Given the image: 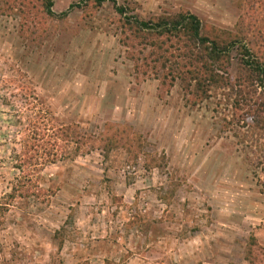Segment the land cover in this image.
Returning a JSON list of instances; mask_svg holds the SVG:
<instances>
[{
	"label": "rangeland",
	"instance_id": "rangeland-1",
	"mask_svg": "<svg viewBox=\"0 0 264 264\" xmlns=\"http://www.w3.org/2000/svg\"><path fill=\"white\" fill-rule=\"evenodd\" d=\"M51 2L0 0V264H264V0ZM189 14L222 57L131 23Z\"/></svg>",
	"mask_w": 264,
	"mask_h": 264
},
{
	"label": "trees",
	"instance_id": "trees-1",
	"mask_svg": "<svg viewBox=\"0 0 264 264\" xmlns=\"http://www.w3.org/2000/svg\"><path fill=\"white\" fill-rule=\"evenodd\" d=\"M48 2L46 10L47 14L51 15L52 11V2L51 0H46ZM97 3H101L103 0H94ZM117 13L118 14H123V9L122 8H117ZM252 11L254 9L252 8ZM256 12V11H255ZM254 12V13H255ZM65 14V13H62ZM133 25H135V28L140 31V32H147V33H153L157 35V37H162L164 38H170L169 36H174L176 38H186L187 41L193 44V48L195 50H202L206 51L208 49L206 44L211 45V53L210 56L211 58L219 59L224 55L225 52L228 51V48L225 49H220L217 44H215L213 41H209L208 38L201 36V25L198 20V18L195 15H178L176 18L170 20V21H160L156 22L154 24L148 23V22H131ZM152 31V32H148ZM261 32V31H259ZM236 42H232V45H234ZM254 64V67H258V70L262 72L261 67H264V63H260L257 60H254L252 63ZM256 65V66H255ZM264 75V73H261V75ZM65 138L66 141H71V138H73L72 133H70V128L65 129ZM76 143V142H74ZM10 198L12 199L13 196L10 195ZM7 204V203H5ZM5 207L0 206V211L4 210Z\"/></svg>",
	"mask_w": 264,
	"mask_h": 264
}]
</instances>
